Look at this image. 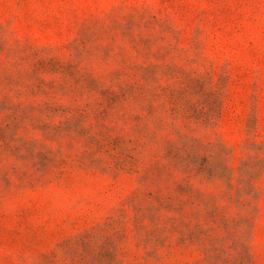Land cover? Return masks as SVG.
Masks as SVG:
<instances>
[{
  "label": "rangeland",
  "instance_id": "1",
  "mask_svg": "<svg viewBox=\"0 0 264 264\" xmlns=\"http://www.w3.org/2000/svg\"><path fill=\"white\" fill-rule=\"evenodd\" d=\"M0 264H264V0H0Z\"/></svg>",
  "mask_w": 264,
  "mask_h": 264
}]
</instances>
